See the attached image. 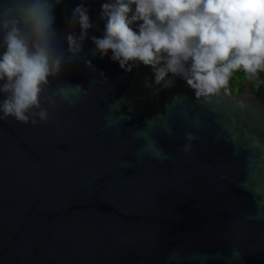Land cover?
Here are the masks:
<instances>
[{
  "label": "water",
  "instance_id": "water-1",
  "mask_svg": "<svg viewBox=\"0 0 264 264\" xmlns=\"http://www.w3.org/2000/svg\"><path fill=\"white\" fill-rule=\"evenodd\" d=\"M103 2L51 0L62 72L49 91L87 95L42 97L36 124L0 120V264H264V102L250 80L206 103L179 77L163 88L149 67L101 58Z\"/></svg>",
  "mask_w": 264,
  "mask_h": 264
},
{
  "label": "clouds",
  "instance_id": "clouds-1",
  "mask_svg": "<svg viewBox=\"0 0 264 264\" xmlns=\"http://www.w3.org/2000/svg\"><path fill=\"white\" fill-rule=\"evenodd\" d=\"M73 14L83 39L93 26L88 9L80 3ZM100 18L104 32L92 40L101 58L111 52L128 72L137 63L149 67L163 88L174 84L170 74L179 77L206 103L220 97L234 72L264 71V0H105ZM54 24L51 0H17L0 13V120L36 124L49 119L42 97L55 105L57 96L74 103L72 97L87 95L79 84L49 91L50 78L62 72ZM66 40L70 50L80 49L71 32ZM185 136L189 152L197 137Z\"/></svg>",
  "mask_w": 264,
  "mask_h": 264
},
{
  "label": "trees",
  "instance_id": "trees-1",
  "mask_svg": "<svg viewBox=\"0 0 264 264\" xmlns=\"http://www.w3.org/2000/svg\"><path fill=\"white\" fill-rule=\"evenodd\" d=\"M250 80L253 86V91L256 96H259L264 102V71H260L255 75H249L245 72H234L229 81L232 82L235 90H240L242 86Z\"/></svg>",
  "mask_w": 264,
  "mask_h": 264
}]
</instances>
